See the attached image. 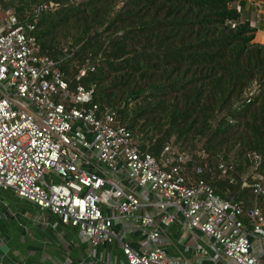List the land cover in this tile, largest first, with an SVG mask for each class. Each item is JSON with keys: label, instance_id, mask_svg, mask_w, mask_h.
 I'll list each match as a JSON object with an SVG mask.
<instances>
[{"label": "trees", "instance_id": "trees-1", "mask_svg": "<svg viewBox=\"0 0 264 264\" xmlns=\"http://www.w3.org/2000/svg\"><path fill=\"white\" fill-rule=\"evenodd\" d=\"M239 0H0L56 62L71 89H94L116 109L139 150L159 160L173 144L203 180L247 213L264 197V45L242 21ZM55 6L41 10L42 6ZM67 49V51H65ZM224 165L226 173L220 168ZM200 170V172H198Z\"/></svg>", "mask_w": 264, "mask_h": 264}, {"label": "built area", "instance_id": "built-area-1", "mask_svg": "<svg viewBox=\"0 0 264 264\" xmlns=\"http://www.w3.org/2000/svg\"><path fill=\"white\" fill-rule=\"evenodd\" d=\"M34 31L0 5V189L75 230L93 256L115 245L123 264H191L162 244L163 229L180 223L211 244L213 264H264V248L256 254L253 243L264 242L262 211L247 213V230L240 205L188 177L189 154L173 144L159 160L141 152L118 111L101 109L81 83L94 67L81 69L71 89ZM244 186L264 197L263 183ZM133 221L145 236L138 250L129 241Z\"/></svg>", "mask_w": 264, "mask_h": 264}, {"label": "crops", "instance_id": "crops-1", "mask_svg": "<svg viewBox=\"0 0 264 264\" xmlns=\"http://www.w3.org/2000/svg\"><path fill=\"white\" fill-rule=\"evenodd\" d=\"M236 8L242 21L256 30L255 41L264 45V0H239ZM129 241L142 249L144 234L133 221ZM255 253L264 242L254 239ZM162 244L168 255L179 262L213 264L215 250L198 231L180 223L163 229ZM79 241L75 230L58 222L50 213L24 202L9 190L0 189V264H123L120 247L109 245L97 250Z\"/></svg>", "mask_w": 264, "mask_h": 264}, {"label": "water", "instance_id": "water-1", "mask_svg": "<svg viewBox=\"0 0 264 264\" xmlns=\"http://www.w3.org/2000/svg\"><path fill=\"white\" fill-rule=\"evenodd\" d=\"M25 202V201H24Z\"/></svg>", "mask_w": 264, "mask_h": 264}]
</instances>
